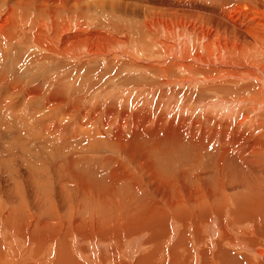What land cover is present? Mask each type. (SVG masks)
<instances>
[{
	"label": "bare ground",
	"instance_id": "bare-ground-1",
	"mask_svg": "<svg viewBox=\"0 0 264 264\" xmlns=\"http://www.w3.org/2000/svg\"><path fill=\"white\" fill-rule=\"evenodd\" d=\"M5 1L0 0V68L8 67L3 65L6 53L21 41L25 48L33 45L40 50L41 54L32 58L35 64L60 57L72 63L87 60L85 64L103 62L116 69L159 70L164 80L157 85L149 81V91L141 85L143 78L128 80L129 87L141 90L146 102L162 109H148L144 104L138 112L125 111L123 122L113 116L116 109L110 110L103 115L113 126L108 135L88 132L67 136L62 132L70 117L57 132L45 133L56 146L69 150H57L68 158L53 160L59 170L30 161V181L28 175L21 176L15 183L11 181L5 192L0 187V264H65L64 256L73 257L74 264H252L255 257L264 264V252L255 251L256 218L264 220V0H156L158 8L170 12L171 33L142 38L133 36L130 16L124 18L126 25L107 26L94 36L91 31L98 25L84 12L92 3L99 6L104 0H13L15 3L8 1L7 5ZM80 15L84 17L79 19ZM85 29L88 32L82 34ZM133 45L143 53L132 52ZM0 71L2 80L6 71ZM66 79L63 76L61 82L67 83ZM13 83L15 96L22 88L15 80ZM108 84L95 85L84 95L99 94ZM175 86L180 87L178 92ZM52 91L49 101L60 104L64 100L61 88ZM45 92L42 83L36 82L23 94L29 100H39ZM130 92L140 97L138 92ZM150 93L156 94L149 97ZM104 107L100 102L98 108L88 111L87 118L93 119ZM13 109L6 105L5 115H11ZM123 124L129 130L120 131ZM32 126L31 134L39 127ZM38 134L45 135L43 131ZM104 142L130 153L128 159L143 171V176L135 173L125 178V195L144 209L135 221L120 218L127 212L125 207L123 212L117 207L107 209L114 200L112 195L118 194L117 187L108 185L118 177V170L87 179L83 176L86 171L76 168L79 160L87 159L84 149L97 150ZM27 158L30 155L26 153L24 162ZM117 164L126 170L122 160ZM34 166L38 170L35 180ZM15 167L3 159L0 168L6 172L1 177L11 180ZM58 180L87 201L81 207V223L105 220L101 210L107 218L115 217L113 222H103L105 232L93 235L85 225L84 229L75 227L77 217L74 227L52 231L55 218L43 198L50 196L45 186ZM19 183L30 193L40 191L36 205L31 194L27 201ZM143 213L149 216L147 221L142 220ZM22 227H27L24 233L31 235V240L24 245L22 238L12 235L11 243L8 235ZM34 246L40 250L37 255L32 253ZM56 250L59 256L53 261Z\"/></svg>",
	"mask_w": 264,
	"mask_h": 264
},
{
	"label": "rangeland",
	"instance_id": "rangeland-1",
	"mask_svg": "<svg viewBox=\"0 0 264 264\" xmlns=\"http://www.w3.org/2000/svg\"><path fill=\"white\" fill-rule=\"evenodd\" d=\"M8 1L10 3H15V1L13 0H7L3 3L8 4ZM104 1L105 2H103L99 6L92 5V3L90 8L84 12L86 18H94L93 21L95 22V24L93 25H98V29L93 28L95 30L91 31L94 36H96L98 32L102 33L103 29L107 26L118 28L120 26L126 25V21H124V18H127L128 16H130L129 26L131 29H133L132 34L135 37H151L155 34L164 36L171 33L169 29L170 12L162 8H158L160 4L157 3L156 0H118L113 4L109 3L110 0ZM94 9H98L99 11ZM153 9H162L163 11L160 13H156L154 11L152 12ZM83 17L84 16L80 15L79 19H82ZM165 19L167 20V22H163L165 21ZM148 24L151 25V28L147 26ZM140 26H144V29L139 30ZM77 30H81V28L77 27ZM86 31L88 32V30L86 29L81 32L83 34L84 32L87 33ZM19 43V45L16 44L17 47L13 45L10 48V54L6 53L7 59L5 58L3 60V65L7 64L4 67H8L5 69L0 68V70L6 71V73L3 74V81L0 80V82L2 81L0 83V162L5 159L9 161V164L12 165V169L16 166L14 177H12L11 180L7 179V177L5 179L1 177V175L3 176V173H5L6 171L3 168H0V187L3 192L9 189L8 186L10 182L14 181L15 183L19 179L18 177L28 175L27 181H30L32 179L31 172L27 167V163L30 161H34V165L39 167H44L47 165L46 167H51L53 170H59L56 165H54L55 163L53 162V160L65 161L68 157L62 155L57 150L62 153H68L69 150L64 147L56 146L57 144H55L50 138L46 137L45 133L57 132L59 130V125L65 119H69L70 117L69 125L62 132L67 136H81L85 133L91 132L99 134V137H102V135H108V133H112L113 126H109L106 123L108 121H105V117L103 120V115H108L110 113V110L113 111L114 109H116V112L113 114V116L121 118L119 122H123L125 117L122 115L125 111L138 112L144 104L147 105L148 109H162V107L154 106L152 102H146L142 98L144 97V95L140 93L141 90L138 91L137 86L129 87V84L131 82L128 81L130 80L132 82H136L140 78H143L141 85L143 86L145 91H149L150 82L154 85H157L158 83H160V80H164L163 77L160 76L159 70L151 69V72H146L145 70L139 72L125 67L116 69L115 66L104 65L103 62H91L89 64H85L87 60H79L75 63H72L70 60L67 61L62 57L59 58L58 56H56V59L58 57L60 60H57L55 62H52V60L49 63L46 62L43 64L42 62L37 61V64H35L36 61L32 58L39 56L41 54L40 50L30 44L28 48H25V44H21V41ZM22 43H24V41H22ZM204 47L207 48V45H204ZM212 47L217 49V45L215 44H212ZM16 48L19 50H17ZM21 49L23 50V52ZM12 50L14 52L16 51L15 54L14 52H12ZM131 50L132 52L138 53L139 55L140 53H143L142 51H139L138 47L135 45L132 46ZM27 53L30 54L27 55ZM38 59L41 60L42 57H39ZM39 62L40 64H38ZM62 64L64 66H62ZM21 67L24 71L21 70ZM15 68L17 70H15ZM98 68H101L103 70L100 69L99 71ZM12 71L14 73H17V75H14ZM96 75H98V77ZM106 75H111L113 78H104V76ZM152 75L154 76L150 78V76ZM63 76L65 78L68 77V79H66L68 81L67 83L61 82ZM158 76L162 78L160 79L158 78ZM1 77L2 76L0 75V79ZM13 80L16 81V85L18 87L22 88L21 91H19L15 96H13L15 91L12 90L13 86L15 85L13 83ZM106 81H108L109 83L107 90H104L99 94L97 91H93L97 94L94 93L87 96L84 95L85 92L90 91L91 89L93 90L95 85L105 83ZM36 82L42 83V89L43 91L45 89L46 94L39 100H29L25 98L23 94L25 90H27L28 87L33 86ZM56 86H59L64 93V97H61L64 100L57 105L50 102L48 98L53 92L52 90ZM188 87L193 89L196 88L195 86L192 87V85H187L186 88ZM179 89L180 87L175 86V91L178 92ZM130 91L138 92L140 94V97L132 95ZM164 92L163 93L165 95L168 90H165ZM49 93L50 95L48 96ZM153 94L156 93H150L148 96L153 97ZM182 94L183 92L179 93L180 96ZM186 98L187 97H184L185 100L182 101H187ZM100 102L104 103L105 107L103 111L101 113H95V117L93 119H88V111L90 109L98 108ZM179 103L177 105H172V107L178 106ZM10 104L14 106L12 113H10L13 116L9 114H6V116L5 106ZM22 105H24V107ZM81 111H83V113H81ZM44 113L49 115H47L45 118H39L42 117ZM15 114H17L19 117ZM28 122L29 125H27ZM119 122H116L115 125H118ZM30 125H36L39 127L34 133L31 134ZM28 126H30V130ZM127 130H129V127L123 124V127L120 131ZM40 131L44 132L45 135H43V137L38 134V132ZM47 135L50 136L51 134L47 133ZM99 148L97 150L84 149L85 151H88L86 153L87 159L79 160L76 163V168L79 169L81 167V171H86L83 176L87 179H90L91 177L101 178L103 177V171H106V176H108L113 170H118V177L112 182L108 183V185H113L118 188V194L114 193L112 195L114 200L108 203L107 209L112 210L117 207L123 212V208L125 207L127 209V212L123 216H120V218L127 217V219L129 220L135 221L139 217V212H143L144 209L139 207L136 200L125 195V178L131 177V174L135 173H137V177L139 176V174L143 176V171L140 167L133 164L134 161L132 159H128V157H131V154L127 153L123 149H118L108 142H104ZM26 153L30 155V158H27V160L24 162ZM120 155H122L123 158H121ZM119 159L126 164V170L121 169L122 167L117 164V160ZM36 166H34L33 180H35L38 174ZM23 183L19 184L22 185L23 191L26 192L25 196L27 198V201H31V196H33V204L36 205L39 200L38 197L40 191L34 190L33 193H30V191H26L23 188ZM45 188L50 189V196H44L43 202L52 213V217L55 218L54 224L51 228L53 232L56 230L62 231L65 227H74L76 224L74 219L77 217L79 219V224L75 227L84 229L83 225H85L90 231H93V235H98L102 232H105L103 229V222H106L108 220H111L113 222V219L115 218H107L104 212H102V210L100 209L101 215L105 220H88L81 223V219H84L81 207L85 205V203L87 202L86 200L80 199L73 195L72 191L69 190L68 185L61 182L60 180H58L52 186H45ZM142 217L143 221H147L149 218L146 213H143ZM255 227H257L255 232L258 233L257 239L255 240V251H257L258 253H263L264 220L260 216H257L256 218ZM22 229H20L18 233H12L8 235L11 243L13 241L12 235H16L22 238L23 243L31 240V235H27L24 233L28 230L27 227H22ZM95 231H97L98 234ZM26 244L27 243H25L24 245ZM35 247L36 246H34L32 253L37 255L40 250H36ZM58 256L59 251L56 250L53 261H56L58 259ZM64 261L65 264H74L73 257L70 256H64ZM255 261H258L256 257ZM255 261H253L252 264H255ZM258 264L262 263L258 261Z\"/></svg>",
	"mask_w": 264,
	"mask_h": 264
}]
</instances>
